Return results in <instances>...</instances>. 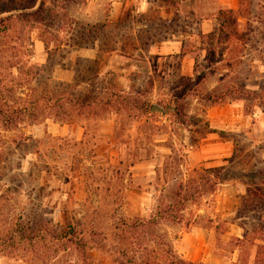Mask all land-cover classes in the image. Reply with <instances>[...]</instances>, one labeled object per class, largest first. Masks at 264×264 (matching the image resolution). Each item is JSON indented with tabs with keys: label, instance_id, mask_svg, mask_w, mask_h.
Returning <instances> with one entry per match:
<instances>
[{
	"label": "rangeland",
	"instance_id": "rangeland-1",
	"mask_svg": "<svg viewBox=\"0 0 264 264\" xmlns=\"http://www.w3.org/2000/svg\"><path fill=\"white\" fill-rule=\"evenodd\" d=\"M34 1L0 0V264H253L264 0ZM113 93L107 137L73 106ZM195 170L222 184L169 218Z\"/></svg>",
	"mask_w": 264,
	"mask_h": 264
},
{
	"label": "trees",
	"instance_id": "trees-1",
	"mask_svg": "<svg viewBox=\"0 0 264 264\" xmlns=\"http://www.w3.org/2000/svg\"><path fill=\"white\" fill-rule=\"evenodd\" d=\"M38 0H36V3ZM35 3V1L33 2ZM35 3V5H36ZM45 4V0H42L41 6ZM35 5L29 6L27 9H32ZM41 9V8H40ZM13 11H16L15 8H4L1 9V13H12ZM233 12H228L227 16L232 17ZM210 36H206V38H210ZM98 78V76H97ZM107 90H103V95H105ZM108 95V94H107ZM101 98L100 96H95V98L91 97H85V99L82 102H75L73 106V112L76 113V116L79 118L83 117H93V118H107L110 114L108 112L107 115L103 116L101 112L95 110L91 111L94 106L103 109V111H107L104 109L112 108V106L118 110L119 108V100L122 99L121 96H118L116 94L108 95L107 99ZM76 107V108H75ZM84 109V111H83ZM152 111V108L150 109ZM89 111V112H87ZM153 112V111H152ZM222 184L220 173L213 176L212 171H203V170H195L193 177L185 184H181L176 192V201L175 205L173 207H168V210H170L171 213H175V215H169L168 217L171 219H179L182 220L180 217L181 212H183L189 204L192 205H198L200 201L209 194H214L217 191L218 186ZM164 213V211H162ZM166 213V212H165ZM164 213V214H165ZM177 215V216H176ZM254 235H256L258 238L255 239V241L258 242L256 244L255 242L252 244L256 248V255H255V261L254 264H264V226L261 227V229L256 232ZM248 236H244V241L247 242ZM169 264H194L191 262H187L184 260H178L176 258L172 257V260H170Z\"/></svg>",
	"mask_w": 264,
	"mask_h": 264
},
{
	"label": "crops",
	"instance_id": "crops-1",
	"mask_svg": "<svg viewBox=\"0 0 264 264\" xmlns=\"http://www.w3.org/2000/svg\"><path fill=\"white\" fill-rule=\"evenodd\" d=\"M49 120L52 122V126L56 127L55 131L57 132V135L58 137L60 138H65V137H68L70 132H69V126L64 124L61 125L59 124L58 122H55L54 119H46V121ZM45 121V122H46ZM102 124L103 125H108V129H110L109 131L105 132L104 130L102 131L103 135L109 137V136H113L114 133H115V130H116V120L114 119H111V117H107V118H103L101 120ZM47 125V124H46ZM73 128L75 129L73 132H72V138H75V141L79 144H81L82 142H84L85 140V136H86V125H72ZM50 127V126H49ZM51 128V127H50ZM50 128H48V130H50ZM79 130V131H76V130ZM112 129V131H111ZM75 137H74V136ZM255 261V259H254ZM254 264V262H253Z\"/></svg>",
	"mask_w": 264,
	"mask_h": 264
},
{
	"label": "water",
	"instance_id": "water-1",
	"mask_svg": "<svg viewBox=\"0 0 264 264\" xmlns=\"http://www.w3.org/2000/svg\"><path fill=\"white\" fill-rule=\"evenodd\" d=\"M152 111L153 112H158L160 114H166L167 113L166 110H164L163 108H160L158 106H153Z\"/></svg>",
	"mask_w": 264,
	"mask_h": 264
}]
</instances>
